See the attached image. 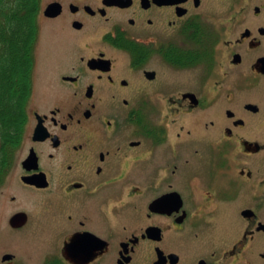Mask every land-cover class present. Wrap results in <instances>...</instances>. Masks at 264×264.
Instances as JSON below:
<instances>
[{
	"label": "flooded vegetation",
	"instance_id": "1",
	"mask_svg": "<svg viewBox=\"0 0 264 264\" xmlns=\"http://www.w3.org/2000/svg\"><path fill=\"white\" fill-rule=\"evenodd\" d=\"M0 264H264V0H41Z\"/></svg>",
	"mask_w": 264,
	"mask_h": 264
},
{
	"label": "trees",
	"instance_id": "2",
	"mask_svg": "<svg viewBox=\"0 0 264 264\" xmlns=\"http://www.w3.org/2000/svg\"><path fill=\"white\" fill-rule=\"evenodd\" d=\"M41 0H0V178L28 123Z\"/></svg>",
	"mask_w": 264,
	"mask_h": 264
}]
</instances>
